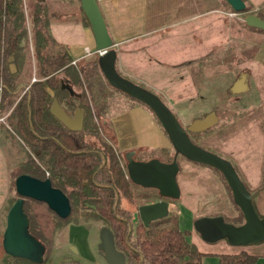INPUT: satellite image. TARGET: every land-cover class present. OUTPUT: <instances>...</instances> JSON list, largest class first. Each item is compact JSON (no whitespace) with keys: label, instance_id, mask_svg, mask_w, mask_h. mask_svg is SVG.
<instances>
[{"label":"rangeland","instance_id":"374dc122","mask_svg":"<svg viewBox=\"0 0 264 264\" xmlns=\"http://www.w3.org/2000/svg\"><path fill=\"white\" fill-rule=\"evenodd\" d=\"M58 1L60 0H44L48 15V24L51 25L52 28L61 31L60 27L62 26V23L64 21L72 22L71 19H76V24L79 22L80 25L86 26L85 17L79 9L78 0H61L65 2L67 1L71 4L68 5L69 9L65 11L66 15L61 13L64 17H62V15L58 16L55 12H51V10L57 5ZM243 1L247 6L248 11H251L250 13H255L257 9L264 13V0L257 6H253L248 0ZM25 2L27 10V0H25ZM218 7L224 9L225 13L227 12L228 14L222 15L224 18L221 17V20L219 21H227L229 28L235 29L237 38L235 40L233 39V36H230L229 38L226 37L229 42L232 41V45L234 44V46L231 47V50H224V47H222L223 45H220L219 47L215 46L212 48L213 52L211 50L209 56L202 59V62L206 61L205 63H208L214 68L212 71H217L222 68L220 66H215L218 65L220 61L225 62L228 61L229 58L230 61H232L234 58L233 55L235 54H237V56L239 54L241 55V58H239L238 61L240 59L244 61L245 59L255 57L252 55L260 41V36L262 35L261 33H255L253 28H247L244 25H240L239 27V22H243V13H240L239 11H230L231 8L224 0H219ZM25 24L28 28L29 22L27 18ZM232 35H234V33H232ZM77 39H81V36L77 37ZM82 41L83 40H81V42ZM146 46L147 45L144 43L138 47H119L116 60L117 63H114L116 71L133 83H136L156 94L183 127L193 118L200 117L205 112L213 110L217 116L216 123L201 132L194 134L188 133L189 138L205 149L227 158L236 169L240 180L239 165H235L233 161L244 163L252 171L257 169L258 171L256 172L259 174L257 185L252 189H249L242 181L250 191L256 190V187L261 183V180L264 182V104L256 109L261 101L264 102V96L262 97L259 95L260 93H258L257 90H260L261 88H257V85L255 86V83L251 80L252 76H250V69L245 66L237 67L232 71L224 73L225 79H220L221 75H219V78L217 77L218 79L212 77L207 82L208 87L203 89L206 91L202 92L192 103L187 104L186 101L188 97H191V87L193 88L191 84L192 74L186 66L171 70L169 65L161 63L168 60V57L171 55H174L176 49L171 50V53L167 55L165 51H163L164 49L160 48V46L156 49L155 45L151 46L153 49ZM235 48L236 52L234 51ZM129 51H131V53L128 54ZM24 53L25 55L22 65L18 64L15 66V71L18 70L15 80L25 84L29 82L32 76L34 77V69L31 47L28 46ZM92 55L93 54L85 55L76 60H80L81 58L88 59L91 58ZM130 60L131 64L129 65ZM126 65L128 69L131 71L133 70V75L125 73L122 70H126ZM198 65L201 66L202 64ZM84 68L87 69V74L89 75L87 81L92 83L89 88V83L84 80L83 76H81V89L85 92L86 96H92V98H90V103L93 121H95L101 128V134L105 135V133L108 132V129L106 126H102L101 121L104 122V119L102 116L96 114L95 106L102 108L104 105L108 106L109 113H113L112 115L116 114L114 118L118 119V122L123 125V131L128 130V133H126L128 134L126 136L127 138L124 137V139H130L132 141L130 142L131 146H134L136 143H149L153 141V139H149L150 135L159 131L162 132L156 118L145 105H138V108L132 109L128 112H118V110L125 108L124 101H126L127 96L123 92L109 86L97 67L94 68L92 65H87L84 66ZM172 71H178V73L175 74V72ZM242 72L246 75L248 74L249 83L246 89L235 94L229 93L228 88L231 83L230 81ZM172 75L177 77L178 82L175 87L173 86L172 88H169L167 84L171 82L168 81V79L175 82L172 78L170 79ZM259 79L263 86L262 89L264 90V78ZM153 82L158 84L157 86L159 87H155L152 84ZM97 83L102 85L100 90H98ZM67 87L73 91L74 94H78V91H74L69 85ZM158 88H161L164 94ZM20 91L21 90H17L16 94L10 98L11 104L16 97L20 95ZM176 91H179V93ZM10 106L8 104L0 105V235L4 225L6 210L16 197L12 185L14 173L20 170V164L27 158L28 154L26 145H24V143L12 131H10V128H8V130L5 127L4 117L10 111ZM242 113H245L246 115L243 114L245 116H240ZM258 117H260L261 120H259ZM84 139L91 144H98L96 137L93 134L84 133ZM128 146L130 145L128 144ZM147 148L148 147H144L140 152L134 153L133 157H146L148 154L153 153ZM119 154L120 160L124 165V152H120ZM172 154L173 150L171 148L169 152H161L158 159L170 160ZM175 159L178 165L176 178L179 184V196L176 199L170 200V210L175 211L178 202L182 201L183 204L188 205L192 209L195 216L220 214L225 221L231 223H236L242 220L240 212L231 201L230 192L226 187L222 176L217 170H215V168L202 163L190 161L178 154ZM241 166L243 167V165ZM133 191L137 193L135 203L138 204L144 199L141 198L143 197V194H149L154 190L151 191V189H146L144 191V189L136 186L133 188ZM255 192L253 200L255 201L257 198H261L260 200L264 202V184ZM122 203L124 206L135 209L133 207L134 204H129L126 199H123ZM23 208V210L26 209L28 214H31L36 219L35 221H37L38 224L34 222V228H38V226L42 228L44 240L41 241L38 238L37 239L45 245V252L43 255V261H45L44 264L57 263L59 258L63 255L70 256L71 254L68 251V244H73L77 248L78 252L72 255L74 259H77L84 264H105L102 256L96 249V242H98L97 231L102 225L100 220L90 219L84 221L81 218H73V210H71L67 217H58L60 221L55 222L56 224L58 223V225L51 230L52 223L44 218L48 213L40 203L25 198L23 201ZM177 222L181 230L188 231L190 229L189 227H191V223L187 222V216L185 213L178 214ZM193 232V229H191V234H194ZM248 244H242L239 246H247ZM231 246L235 247L238 245ZM14 258L15 257L13 256H5L3 257V260L0 261V264H28L26 261Z\"/></svg>","mask_w":264,"mask_h":264},{"label":"trees","instance_id":"16d2710c","mask_svg":"<svg viewBox=\"0 0 264 264\" xmlns=\"http://www.w3.org/2000/svg\"><path fill=\"white\" fill-rule=\"evenodd\" d=\"M25 4V0H0V105L10 106L11 95L20 90L19 82L15 80L18 70L9 72L8 56H12L15 66L22 65L24 52L30 46L34 69V79L23 83V86L28 84L27 89L4 118L5 127L10 128L30 151L20 164V170L14 175L27 173L43 178L46 171L50 184L67 197L73 210V218L84 221L97 219L111 230L114 247L123 253L125 264H200V258L206 253L186 241L184 236L187 231L178 228L175 211L168 210L166 215L149 221L146 226L137 216L136 207L139 204L158 198L154 192L146 193L141 197L143 200L135 203L137 193L133 188L138 185L131 183L125 176L124 165L114 145L113 132L107 119L113 113H109L107 105L102 108L95 106V112L103 117L104 122L101 121V124L107 127L108 132L101 134V128L93 121L90 103L92 96H86L81 89V76L85 81L88 80V71L84 66L97 67L96 55L75 60L71 64L73 57L68 46L50 34L44 0H27V10ZM239 12L244 16L251 11L244 4ZM255 14L264 19L262 11L257 9ZM26 18L29 22L28 28L25 24ZM85 24L88 25L86 18ZM239 24L264 34L263 30L248 26L242 21ZM88 83L90 88L92 82ZM68 85L78 91V94H74ZM97 87L100 90L102 85L97 83ZM228 92L230 93L229 88ZM126 96L125 108H120L118 112L134 104H142ZM52 99H56L67 113L76 107L83 110L80 130H68L48 112ZM84 133L95 135L98 144L86 141ZM151 156L152 153L146 157ZM263 184L261 180L256 190ZM256 190H249L253 208V195ZM123 199L134 204L135 209L124 206ZM34 202L45 208L48 215L44 218L52 223L51 230L54 229L58 225L55 222L60 221L58 217L44 203ZM24 212L28 218V232L43 241L42 228H34V222L38 224L36 219L26 209ZM5 256L9 255L5 254L0 244V261ZM216 256L218 264H246L255 259L254 254L243 250Z\"/></svg>","mask_w":264,"mask_h":264},{"label":"water","instance_id":"95a60500","mask_svg":"<svg viewBox=\"0 0 264 264\" xmlns=\"http://www.w3.org/2000/svg\"><path fill=\"white\" fill-rule=\"evenodd\" d=\"M78 1L93 37V48L104 50L97 54L95 59L101 75L109 86L138 100L151 111L173 150L169 161H162L156 157L138 160L133 158V150L124 152V170L128 180L135 185L155 189L156 194L161 197L136 207L141 223L146 226L149 221L166 215L168 202L165 199H176L179 196L175 179L178 171L175 157L178 154L190 161L215 168L230 192L232 203L239 209L242 216V220L238 224L225 221L220 214L200 215L193 218L192 228L201 240L214 242L224 239L231 245L263 241L264 214L258 215L255 212L251 203V193L238 177L231 162L194 143L188 136V132H201L215 124L217 121L215 112L213 110L205 112L202 116L193 118L183 127L156 94L133 83L116 71L114 66L116 52L96 0ZM224 1L235 12L241 11L244 7L242 0ZM242 19L246 25L264 31V19L255 13H247ZM12 59V56L7 58V67L11 73L15 71ZM246 87L245 75L241 73L230 84L229 91L238 93L245 90ZM48 112L66 128L72 131L81 129L82 109L74 108L70 116L56 99H52ZM12 184L16 197L6 210L0 244L5 254L38 263L42 260L44 246L28 232V218L23 210V201L28 198L42 202L56 216L64 218L70 212L68 199L58 188L52 187L47 178L39 179L27 173H18L14 176ZM96 248L101 252L106 264H125L123 253L114 247L112 232L105 225L98 228ZM55 264L78 263L58 262Z\"/></svg>","mask_w":264,"mask_h":264},{"label":"crops","instance_id":"0c3cea01","mask_svg":"<svg viewBox=\"0 0 264 264\" xmlns=\"http://www.w3.org/2000/svg\"><path fill=\"white\" fill-rule=\"evenodd\" d=\"M248 1L253 6H257L263 2V0ZM96 2L103 17L107 33L116 52L114 63L118 57L119 47H138L145 43L147 45L146 47H150L151 49H153L151 46L155 45V49L160 46V48L164 49L163 51H165L167 55L171 53V50L176 49L174 55L168 57V60L159 62L164 65H169L171 70H176L181 66H186L188 68L189 72L192 74L191 84L193 88L191 87V97H188L186 101L187 104L192 103L202 92L206 91L203 89L208 87L207 82L212 77L218 79L219 75H221L220 79H225L224 73L242 66L250 69V76H252L251 80L255 83V86L257 85V88H261L260 90H257L258 93H260L259 95L262 97L264 96V90L262 89L263 86L259 79L264 78V34L260 36V41L252 55L255 57L245 59L244 61L240 59L238 61V59L241 58V55L239 54L237 56V54H235L233 55L234 58L232 61H230L229 58L228 61H220L218 65H215L222 67L217 71H212L214 68L208 63H199L203 58H206L208 52L215 46L219 47L220 45H223L222 47H224V50H231V47H233L234 44L232 45V41L229 42L228 38L230 36H233L234 38H232L235 40L237 38L235 29L229 28L227 21H219L221 20V17L224 18L222 15L227 14L224 9L218 7L219 0H96ZM68 5L71 4L67 1L60 0L51 12H55L58 16L62 15V17H64V15H66L65 11L69 9ZM61 13H64V15ZM71 20L72 22L64 21L62 23V26L60 27L61 31L52 28L51 25H49V31L54 39L67 44L71 57L79 58L82 57L84 46L93 48V37L88 26H82L78 21V24H76V19ZM238 25L240 27V24ZM232 33H234V35H232ZM255 33L258 32L255 31ZM79 36H81V39H77ZM81 40H83V43ZM235 50L236 48L234 51ZM129 53H131V51H129L128 54ZM130 64L131 60L129 61V65ZM198 64L202 65L199 66ZM125 67L126 70L122 69L125 73L131 75L134 74V72H132L133 70L131 71L128 69L127 65ZM172 72H175V74L178 73V71ZM247 75L245 74L246 85L249 83ZM171 78L172 80H175V82L168 79L171 83H165L169 88H172L173 86L175 87L178 82L177 77L172 75L170 79ZM236 78L237 77H234L230 82L232 83ZM152 84L155 87H159L155 82ZM158 89L163 93L161 88ZM176 92L179 93V91ZM263 104L264 102L261 101L256 109ZM138 105L143 104H134L127 109H123L121 112H128L132 109H136L138 108ZM243 114L245 113H242L240 116L246 115ZM115 115L116 114L111 115L108 118V123L113 132L114 145L117 152L120 153L125 152L126 150H133L134 153H138L142 148L148 147L147 149L153 152V156L151 157H158L161 152L170 151V143L162 129L163 133L159 131L149 136V139H153V141L149 143L145 142V144L136 143L134 146H131L130 142L132 141L130 139H124V137L128 135L126 134L128 133V130L123 131V125L118 122V119L114 118ZM258 119L261 120L260 117H258ZM128 144L130 146H128ZM140 158L145 159L144 156ZM233 162L235 165H239L241 180L249 189H252L257 185L259 181V174L256 172L258 171L257 169L252 171L247 165L240 161ZM241 165H243L244 168ZM175 179L179 189L176 176ZM260 199L261 198H257L255 201L253 200V203L256 212L262 215L264 214V202ZM168 209L170 210L169 204ZM175 212L177 213V216L180 213H185L187 216V222H190L192 227V220L197 216L193 214L192 209L188 205L179 201L178 206L175 208ZM177 226L181 230L178 222ZM191 227H189L190 229L184 237L186 241L192 243L197 250L206 253L200 258V264H218L217 254L236 253L240 250L255 255V259L246 264H264V240L253 244L249 243L247 246L238 245L235 247L227 244L224 239H218L214 242L208 243L201 240L194 230V234H191V229H193Z\"/></svg>","mask_w":264,"mask_h":264},{"label":"flooded vegetation","instance_id":"af4514ba","mask_svg":"<svg viewBox=\"0 0 264 264\" xmlns=\"http://www.w3.org/2000/svg\"><path fill=\"white\" fill-rule=\"evenodd\" d=\"M245 75V74H244ZM238 77V76H237ZM246 78V77H245ZM34 79V77L32 76L31 78H30V80H29V82H31L32 80ZM19 83H18V85H19V88H20V95L19 96H17L16 97V99L13 101V103L11 104V106H10V109H11V107L21 98V96L23 95V93L25 92V90L27 89V87H28V84H26V85H24L23 86V82H20V81H18ZM16 94V93H15ZM14 94V95H15ZM232 94H235V93H232ZM11 97H13V95H11ZM57 101V100H56ZM59 104V103H58ZM60 105V104H59ZM61 106V105H60ZM49 107V106H48ZM76 108H78V107H76ZM81 109V108H80ZM64 110V109H63ZM66 112V111H65ZM72 112H73V110L70 112V113H67L68 115H72ZM82 112H83V110H82ZM7 115V114H6ZM6 117V116H5ZM4 117V118H5ZM82 120H83V113H82ZM64 126V125H63ZM81 126H82V124H81ZM65 127V126H64ZM68 129V128H67ZM68 130H70V129H68ZM72 131V130H71ZM188 133H192V134H194V133H197V132H188ZM191 140V139H190ZM192 141V140H191ZM194 143H196L197 144V142H195V141H193ZM200 145V144H199ZM28 149V148H27ZM28 153H30V151H29V149H28ZM28 155V154H27ZM133 155H134V152H133ZM161 156V155H160ZM159 157V156H158ZM158 157H156V158H158ZM134 159H138V160H140L141 158L140 157H133ZM160 160H162V161H169V160H166V159H161V158H159ZM171 159V158H170ZM44 174H45V177H43V178H47L46 176L48 175V173L46 172V171H44ZM15 176V175H14ZM125 176H126V174H125ZM34 177V176H33ZM36 178H38V177H36ZM43 178H39V179H43ZM127 178V177H126ZM48 179V178H47ZM128 179V178H127ZM49 180V179H48ZM13 182V181H12ZM50 182V181H49ZM13 185V184H12ZM51 185V184H50ZM52 186V185H51ZM139 186V185H138ZM52 187H54V186H52ZM141 189H144V191L146 190V189H151V191L152 190H154L155 191V189H153V188H145V187H141V186H139ZM56 188V187H55ZM60 190V189H59ZM61 191V190H60ZM153 191V192H154ZM62 192V191H61ZM63 193V192H62ZM150 193H152V192H150ZM154 193H156V191L154 192ZM64 194V193H63ZM65 195V194H64ZM156 196H157V198L159 199V198H161V197H159L157 194H156ZM26 199H28V198H26ZM157 200V199H156ZM165 200H167V202H168V204H169V200L168 199H165ZM155 201V200H154ZM68 203H69V201H68ZM69 206H70V204H69ZM168 208V207H167ZM169 210V209H168ZM70 212H71V207H70ZM69 212V213H70ZM55 215V214H54ZM69 215V214H68ZM67 215V216H68ZM56 216V215H55ZM66 216V217H67ZM58 217V216H57ZM65 218V217H64ZM97 236H98V231H97ZM97 243V242H96ZM43 244V243H42ZM43 246H44V252H45V245L43 244ZM97 249V248H96ZM68 251L70 252V256L69 255H63V256H61L60 258H59V261L58 262H72V263H78V264H84V263H82V262H80V261H78L77 259H74V257L72 256L73 254H75V253H77L78 251H77V248L73 245V244H68ZM97 251L100 253V255H101V252L97 249ZM44 252H43V254H42V260L40 261V262H38V263H35V262H32V261H30L29 259H23V258H20L21 260H23V261H26V262H28V264H40V263H42V264H44V262L45 261H43V255H44ZM58 255V254H57ZM102 256V255H101ZM103 259V258H102ZM104 261V260H103ZM57 262V263H58ZM104 263H105V261H104ZM55 264V263H54ZM106 264V263H105Z\"/></svg>","mask_w":264,"mask_h":264},{"label":"built area","instance_id":"2783aa9c","mask_svg":"<svg viewBox=\"0 0 264 264\" xmlns=\"http://www.w3.org/2000/svg\"><path fill=\"white\" fill-rule=\"evenodd\" d=\"M233 13V12H232ZM104 50L103 49H94V48H88V47H86V46H84L83 47V54H82V56H85V55H89V54H95V55H97V54H100V53H102ZM77 58H73L71 61H70V63L71 64H74V62H75V60H76Z\"/></svg>","mask_w":264,"mask_h":264}]
</instances>
